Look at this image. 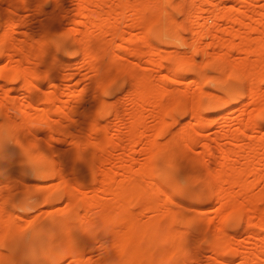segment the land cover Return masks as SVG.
<instances>
[{"label": "rangeland", "instance_id": "1", "mask_svg": "<svg viewBox=\"0 0 264 264\" xmlns=\"http://www.w3.org/2000/svg\"><path fill=\"white\" fill-rule=\"evenodd\" d=\"M10 1L0 264H264V0Z\"/></svg>", "mask_w": 264, "mask_h": 264}, {"label": "bare ground", "instance_id": "2", "mask_svg": "<svg viewBox=\"0 0 264 264\" xmlns=\"http://www.w3.org/2000/svg\"><path fill=\"white\" fill-rule=\"evenodd\" d=\"M225 1V0H224ZM226 1H233V0H226ZM234 1H236V0H234ZM239 1H241V0H239ZM16 3H17V0H11L10 1V5L11 6H13V7H16L15 5H16ZM223 14H229V13H231L230 11H224V12H222ZM232 16H233V14H232ZM234 18H235V16H234ZM236 22H238V23H240V21H238L237 20V18L236 19H234ZM93 25H96V24H93ZM214 32L215 33H218V32H220V29L219 28H216L215 30H214ZM238 32V31H237ZM239 32H241V31H239ZM238 32V33H239ZM238 33H236V34H234V38L236 39L237 37V39H239V36H241L240 37V42L241 41H243V43H245V39H246V36H245V38H243L244 37V34H243V32H241L240 34H238ZM242 38H243V40H242ZM221 42L222 43H224L225 42V40H221ZM239 43V42H238ZM238 43H234V44H236L235 46L237 47V44ZM242 42L240 43V45L242 44V45H244ZM262 63H260V68H264V64L263 65H261ZM262 66V67H261ZM59 83V80H58V78L57 77H51V79H50V81H49V85H48V90H51L52 88H54V87H56V85ZM69 115H71V114H69ZM60 116V115H59ZM71 117H68L67 119H69L70 120V123H71V119H70ZM56 122V121H55ZM72 123H73V121H72ZM85 123V122H84ZM87 125V124H86ZM83 127H84V125H83ZM88 127H89V125H88ZM81 138V140L83 141V138L82 137H80ZM46 139V138H45ZM45 139H44V143L46 144V141H45ZM62 139V138H61ZM47 141H48V138L46 139ZM60 140V139H59ZM58 141V140H57ZM63 141V140H62ZM64 142H65V140H64ZM63 143V142H62ZM68 161H69V159H68ZM96 197H98L97 195H95ZM95 196H94V198H95ZM97 199V198H96ZM96 201V200H95Z\"/></svg>", "mask_w": 264, "mask_h": 264}, {"label": "snow or ice", "instance_id": "3", "mask_svg": "<svg viewBox=\"0 0 264 264\" xmlns=\"http://www.w3.org/2000/svg\"><path fill=\"white\" fill-rule=\"evenodd\" d=\"M69 55H71V53H70ZM106 94H107V93H106Z\"/></svg>", "mask_w": 264, "mask_h": 264}]
</instances>
